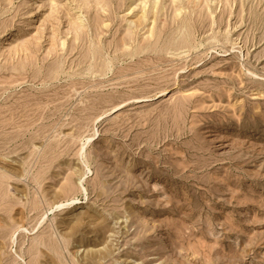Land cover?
Returning a JSON list of instances; mask_svg holds the SVG:
<instances>
[{
  "label": "rangeland",
  "instance_id": "obj_1",
  "mask_svg": "<svg viewBox=\"0 0 264 264\" xmlns=\"http://www.w3.org/2000/svg\"><path fill=\"white\" fill-rule=\"evenodd\" d=\"M0 264H264V0H0Z\"/></svg>",
  "mask_w": 264,
  "mask_h": 264
}]
</instances>
